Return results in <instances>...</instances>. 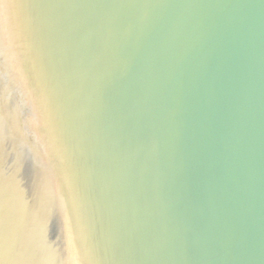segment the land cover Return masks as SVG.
Masks as SVG:
<instances>
[{
  "label": "water",
  "instance_id": "obj_1",
  "mask_svg": "<svg viewBox=\"0 0 264 264\" xmlns=\"http://www.w3.org/2000/svg\"><path fill=\"white\" fill-rule=\"evenodd\" d=\"M73 1L102 27L116 123L140 135L155 200L140 220L173 222L189 264H264V0ZM38 26L47 75L80 84L68 67L88 43Z\"/></svg>",
  "mask_w": 264,
  "mask_h": 264
},
{
  "label": "bare ground",
  "instance_id": "obj_2",
  "mask_svg": "<svg viewBox=\"0 0 264 264\" xmlns=\"http://www.w3.org/2000/svg\"><path fill=\"white\" fill-rule=\"evenodd\" d=\"M41 2L45 25L56 27L55 34L64 31L70 40L78 36L79 41L88 43L82 53H76L71 58L68 67L70 74L79 78L80 84L70 85L63 69L66 74L64 83L62 79L54 82L51 78L44 86L37 45L28 31L25 39L15 38L17 30L11 22L14 14H5L4 10L9 5L7 0H0V7L4 8L0 10L2 27L10 26L8 31L14 33V42L2 34L5 40L3 53L14 55L15 64L9 70L10 75L20 85H31L26 89L30 93L19 101L27 109L24 119L30 118L32 124L39 127L33 116L36 107L34 96L38 97V93L32 89L39 78L43 89L37 103L39 117L53 132L50 141L55 146L54 152L50 150L47 153L45 150L44 158L53 166L55 162L59 164L60 173L56 178L59 188L56 186L51 210L42 219L40 229L43 232L47 230L51 217L61 206L62 219L57 239L61 253L59 264H189L186 253L183 255L178 245L173 222H169L168 218H159L154 224L140 220L155 204L154 190L149 182L143 150L131 154L140 135L131 121L120 122L118 119L116 123L114 117L123 106L117 78L109 72L103 48L99 45L96 50L92 49L93 43L99 41L102 27L86 16L79 2ZM49 13L56 18L52 15V21H48ZM25 23L30 25L26 15ZM60 74L58 72L54 76L62 78ZM43 146L40 143V147ZM93 163L97 164L89 166Z\"/></svg>",
  "mask_w": 264,
  "mask_h": 264
},
{
  "label": "rangeland",
  "instance_id": "obj_3",
  "mask_svg": "<svg viewBox=\"0 0 264 264\" xmlns=\"http://www.w3.org/2000/svg\"><path fill=\"white\" fill-rule=\"evenodd\" d=\"M40 4H42L41 0H7L9 8L4 10L3 7H0V10H4L5 14H14L11 22L14 29L17 30L15 38H18V40L25 39L27 31L29 36H32L38 47L36 51L37 58L42 68L44 86H46V83L53 77L54 72L47 75L48 68L46 69V64H44L47 60L44 57L46 58L47 55L40 47L43 40L35 32L36 25L39 28L40 22L42 28L43 26L45 29L47 28L43 33L46 34L47 38L44 40L50 42L51 39L48 40L50 28L45 25V15L41 11ZM25 15L26 18L27 16L29 18L30 27L25 23ZM0 25V264H59L61 253L57 239L62 219L61 206H58L57 212L51 217V224L47 230L43 232L40 229L42 219L49 214L56 189L59 188L56 178H58L57 174L60 173L57 162L53 166L44 158L46 151H48L47 153L50 150L54 152L55 146L50 141L52 130L39 117L38 113L37 103L43 90L42 84L38 78L33 84L34 88L32 87L38 93V97L37 95L34 96L36 107L33 116H35L39 126L36 128L29 120L30 118L25 121L26 106L22 103L19 104L20 99H24L30 93L26 89L31 85L24 86V83L20 85L15 81V78L9 72L12 65L15 64L14 55L3 53L5 40L2 34L6 38H12L10 42H14V33L8 31L10 26L7 28L6 26L2 27L1 22ZM53 42L57 44L56 41ZM40 143L44 145V148L40 147ZM95 164L97 163L89 166H95ZM44 172L47 174L44 175ZM50 172L53 180L49 176ZM37 181L38 183H36ZM54 181L57 182L56 185ZM42 186L43 188H41ZM34 190H38L37 193H39H36L38 196L33 195L36 192ZM48 192H51L49 194L50 198H47L49 196ZM40 193H42L41 197H39ZM39 236L41 237L37 240ZM25 244L26 246H24ZM35 246H38L37 250Z\"/></svg>",
  "mask_w": 264,
  "mask_h": 264
}]
</instances>
